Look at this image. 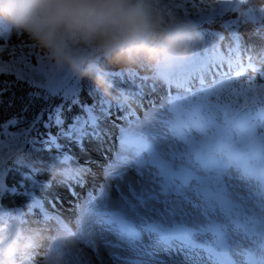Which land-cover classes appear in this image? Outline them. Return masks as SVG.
I'll return each mask as SVG.
<instances>
[{
    "label": "snow or ice",
    "instance_id": "6c2138e0",
    "mask_svg": "<svg viewBox=\"0 0 264 264\" xmlns=\"http://www.w3.org/2000/svg\"><path fill=\"white\" fill-rule=\"evenodd\" d=\"M173 5L202 29L204 41L188 61L166 75L164 83L169 91L159 109L154 101H149L153 109L145 114L144 120L135 111L115 106L123 113L116 119L124 121L126 126L113 122L119 129L120 148L108 175L123 182L128 194L121 190L120 184L118 201H112L103 187L97 196L89 193L75 221L76 235L95 248L89 238L94 226L113 234L118 243L105 240V245L136 257L114 254L121 264H145L143 258H154L156 248L168 251L175 248L191 264H200L205 256L211 264H232L229 259L232 232L243 229L238 227L242 221L236 215L240 200L229 190L225 178L235 176L248 184L255 181L254 195L264 209V50L258 53V59L247 56L245 64L241 53L246 49L240 35L241 27L249 26L264 33V6H257L256 0H212L211 3L170 0V6ZM217 21L220 31L203 27ZM35 49L22 34L13 36L10 28L0 25V77L15 78L0 79V105L4 104V93L11 91L14 84L28 83L46 91L41 97L45 101L61 96L78 106L84 115L74 116L73 123L65 129L63 104L56 105L43 124L46 133L41 134L46 137L43 146L57 152L53 161L67 165L75 157L58 141L63 138L75 143L82 152L85 139L102 143L110 135L104 122L111 118L113 104L91 83L86 88L95 102H81L78 99L81 81L71 73L44 64L43 55ZM108 75L121 81L126 76L124 71H109ZM128 77L136 87L135 93H131L134 96L143 97L145 88L157 90L155 83H148L158 80L154 77L140 72ZM137 80L141 83L136 84ZM173 84L175 93L170 90ZM32 95L40 97L39 92ZM14 98L12 93L9 107ZM239 98H243V105ZM44 111L41 109L30 121L13 115L0 122V220L22 210H10L3 203L6 193H11L27 197L31 213L39 210L46 220L64 222L34 195L32 189L51 188V184L36 179L40 172L37 168L26 167L29 172L16 169L22 181L31 185L23 192L18 193L16 187L5 184L11 170L9 163H15L16 153L25 144L31 143L32 151H41L36 147L39 137L31 134L37 131ZM21 124L24 126L19 127ZM53 126L59 128L55 135L51 132ZM10 128L16 130L9 131ZM129 169L134 170V179L127 177ZM78 182L83 185L82 175ZM69 191L76 195L72 187ZM261 246L264 247V240ZM65 264H84L81 251H67ZM247 264H257L251 254ZM258 264H264V259Z\"/></svg>",
    "mask_w": 264,
    "mask_h": 264
},
{
    "label": "clouds",
    "instance_id": "9594fccd",
    "mask_svg": "<svg viewBox=\"0 0 264 264\" xmlns=\"http://www.w3.org/2000/svg\"><path fill=\"white\" fill-rule=\"evenodd\" d=\"M256 3L264 6V0ZM0 25L26 37L54 69L88 81L130 111L139 101L115 85L106 65L166 82L204 41L202 29L170 0H0ZM15 163L39 166L60 183L82 175L78 167L41 164L24 151L16 153ZM76 231V222L37 219L22 209L0 220V264H65L67 251L81 242Z\"/></svg>",
    "mask_w": 264,
    "mask_h": 264
},
{
    "label": "rangeland",
    "instance_id": "374dc122",
    "mask_svg": "<svg viewBox=\"0 0 264 264\" xmlns=\"http://www.w3.org/2000/svg\"><path fill=\"white\" fill-rule=\"evenodd\" d=\"M206 2L211 3L212 0H206ZM228 15H230V14H228ZM203 27L210 30V31L222 30L220 28V22L219 21H217L213 24H205ZM12 33H13V36H15L16 33H14V32H12ZM240 35H244L246 38L252 39L255 41H264V33H259V32L254 31L251 26L241 27ZM209 39H211V38L209 37ZM35 52L41 53L43 55V53L39 49H35ZM43 63L48 64L46 62L45 58L43 60ZM35 66H36V59H35V57H33V67H35ZM106 67L109 71H116V72L122 71V69L119 65L109 64V65H106ZM143 75H146V74H143ZM7 77H9V80L15 79L12 76H7ZM233 77L235 78V75ZM36 79H37V83H39L40 82L39 77H36ZM113 81H114L116 86H118L119 88H122L124 90H127L130 93H135V91H136V87L133 86V84L130 82L129 77L127 75L125 76L124 81H121L119 78H117ZM149 81L151 82L153 80H149ZM87 83H89V82L86 80L81 81V92L78 94V99L81 102H88L89 104H91V103H94L95 101L92 100L88 94V91L86 88ZM140 83L141 82L139 80L136 81V84H140ZM150 84H152V83H150ZM165 85H166L165 83L162 84V82L160 81V84L158 83V85H156L157 91H155V92H158V93L154 96H151V99L154 101L156 109H159V106L163 102V97H165L169 91V90H167V86H165ZM172 86L175 88L174 90H172V92L176 91L175 85L173 84ZM12 88L20 89L22 91L23 90L29 91L34 103L38 102V103L50 104L46 108L47 110L44 112L43 118L41 119L40 123L37 125V131H34L31 134L33 137H39V142L37 143L36 147L40 148L41 151H38V152L32 151L33 145L31 143L25 144L23 146V150H22L26 153H32L36 158H38V160L40 161L41 164H44V163L52 160L53 157H55V156L47 155L49 150L47 148H45L43 146V143H42L43 139H45L46 137L41 135V134H44L47 131L43 127V124L45 121H47L49 113L51 112V110L56 105L63 104V110H62V114H61L62 118H63V111H68L69 114L71 115V121L68 123V125H67V127H68L71 123H73V118H74V116H76V114L74 115V109L78 108V110H79L80 108L78 106L72 104L70 100L64 101L61 96L50 97L49 100L45 101L41 97H43L44 95L47 94L46 91L44 89L36 88L35 86H30L28 83H16L12 86ZM148 90H150V89H148ZM36 92L40 93V97H36V96L32 95L33 93H36ZM145 95H144V99H145ZM29 100H30L29 96H28V98H26L24 100L25 108L27 109L26 111H23L17 115H16L17 112H10V113L7 112L5 114H2V115H0V122L12 117L13 115L20 117L22 120L30 121L32 119V117L39 114L41 110L36 112L35 107L34 108H28V101ZM140 102H141V100H140ZM239 103L241 105L244 104L243 98H239ZM114 105L115 104H113V108L115 107ZM255 106H259V103H257ZM139 107L140 108L138 110H140L143 107V101L141 102V105ZM10 109H11V107H10ZM152 109H153V106L150 104L149 109L147 110V108H146V111L144 112L143 116H140V114L138 115L139 118L141 120H144L145 114L147 112L151 111ZM111 111H113V110H111ZM117 112L120 113L121 111L117 110ZM77 115H84V113L82 111H80L79 113H77ZM113 122H115V125L125 124L124 121L117 120V119H115L114 116H111V118L109 120H106L104 122V126L109 130L110 135L106 136L104 138V141L102 143H99L98 146L101 144H106L109 142V144L111 143L110 144L111 149L108 147H104L102 145H101L102 148L100 147L101 150H103V151L105 150V148H107L106 149L107 151H104V153H105V155L107 154L106 156L109 157V160H108L109 162L107 161L106 164L102 166V171L104 173V168L108 163L106 172L103 174L104 176H102V173L100 174V179L102 178V181H99V183L97 185V187L99 185H100V187H98V188L94 187L95 191H94L93 196L99 195V192H100L101 188L103 187L106 189L108 196L110 197V199L112 201H118L119 196H120V190H118V188H117L118 184H120L121 190H123L126 195L128 194V192H127V188L123 182L118 181L116 179H113L108 175L109 166H110L111 162H113L115 160L116 153L119 151V148H120V147L119 148L117 147V139H116L118 127H116ZM23 126H24L23 124L19 125V127H23ZM67 127H64V128L67 129ZM51 129H53V128H51ZM15 130H16V128H10L9 129V131H15ZM58 132H56V133H58ZM58 142L64 145V143L69 142V141L61 138ZM67 150L68 149L65 148V151H67ZM86 150H88V149H86ZM108 154H110V155H108ZM78 162H74V164L76 166H78V165L83 164L85 161L78 160ZM9 168L11 170L8 172V174L5 177V184L9 188L16 187L17 191L19 193V192H23L25 190V188L31 187L30 182L22 181V178H21L19 172L16 171L17 168H20L22 171L29 172L30 170L28 168L23 167L21 165L13 163V162L9 163ZM111 171H116V169H111ZM126 172H127V177L133 178V179L135 178L134 170L129 169V170H126ZM47 177H48V175L41 172V171L39 172V174L36 175V179L40 180V181L47 179ZM225 181H230L233 184V186H232L233 191H234L233 195L235 197H238L240 195L241 196H247L248 195V184H247V182H242L239 179H237L235 176H231V178L229 180H226V178H225ZM96 188H97V193H96ZM81 189H84V188H81ZM83 192L80 195L81 196V198H80L81 202L79 203L77 209H75V214L74 215L72 214L73 219L75 218L74 221H76L77 218L79 217L81 210L85 206V201L88 199L87 194H89V192L86 195H84ZM23 197L27 198L23 195H18V194L14 195L11 193H6V195L3 198V203L10 210L11 209H17V208L29 210L27 207L28 204H26V203L21 204ZM31 214H33V216H35L37 213L32 212ZM41 218H43V217H40L39 219H41ZM71 218L69 219L70 221H71ZM89 238L93 241L95 248L89 247L88 245H86L82 241L79 242L77 244V246L74 248V249H79L81 251L82 259L84 260V264H121L120 261H117L114 258V254H116V253H118L121 256H130V257L136 258L130 252L120 251V250L106 246L104 243L105 240H111V241H113V243H118V240L113 234L108 233L106 231H101V228L98 225L93 227V229L91 230V236ZM242 241L244 243H247L248 239L246 238V239H243ZM154 251L156 252V256L154 258H152V259L143 258L145 260V264H191L190 261L185 259L183 253L178 252L175 248L172 249L171 251H168V250H165L162 248H156ZM200 264H211V262L208 261L205 257H203L200 261ZM240 264H244L242 260L240 261Z\"/></svg>",
    "mask_w": 264,
    "mask_h": 264
},
{
    "label": "bare ground",
    "instance_id": "6f19581e",
    "mask_svg": "<svg viewBox=\"0 0 264 264\" xmlns=\"http://www.w3.org/2000/svg\"><path fill=\"white\" fill-rule=\"evenodd\" d=\"M148 83L149 84L155 83L157 85L158 83L160 84V81L153 80L151 82L148 81ZM135 97L139 101L138 106H136L134 110L136 112L140 108L139 106L141 105V102L144 101L145 99H144V96L143 97L135 96ZM139 99L141 100V102ZM83 143H84V148H85V151L83 152L74 143H71V142L64 143L65 148L68 149L67 151L71 155H73L75 159L72 160L67 165L61 164V163L60 164L62 166L78 167L82 171L83 179L85 178V181L83 184L87 185V187L91 186L92 188H94V187H97L99 181H102V178L100 179V174L102 173V166L105 165L106 162L109 160L108 156H104L105 155L104 151H107L106 150L107 148H105L104 151L101 150V148L102 146L110 148L111 143L109 144L108 142L106 144H101L102 146L101 145L98 146L99 144L98 142L92 141L90 139H85ZM48 150L49 151L47 155H51V156L57 155V152L55 149H48ZM78 160L85 161V162L81 165L77 164L78 166H76L74 162H78ZM50 161H53V159ZM83 169H90V171H83ZM78 179L70 183H60L58 182V180L53 179L51 176L48 175L47 179H44L41 181L51 184V188L38 187V188L32 189V191L37 199H41L45 202L46 208L50 210H56V211L59 210L58 212L49 211L50 213H53V214L58 213L57 215H59L65 222H69L70 224H72L69 219L72 217V214H74L73 209L75 208L77 198L82 191L81 189L82 187L81 185H79ZM75 185L77 188L76 190H74L76 195H72L69 191V187H73ZM29 202L30 201L28 198L23 197L21 204L23 203L29 204ZM53 204L55 205V207H53ZM40 217L41 216L39 214L35 218L39 219Z\"/></svg>",
    "mask_w": 264,
    "mask_h": 264
},
{
    "label": "trees",
    "instance_id": "16d2710c",
    "mask_svg": "<svg viewBox=\"0 0 264 264\" xmlns=\"http://www.w3.org/2000/svg\"><path fill=\"white\" fill-rule=\"evenodd\" d=\"M241 36L243 38V42H244L245 49H246V51H243L241 54H242V56L245 57L244 61L247 64V62H248L247 56H253V57H256L258 59V53H260L261 50H264V41H255V40L246 38L244 35H241ZM252 75L255 76L256 73H253ZM0 79H9V77H0ZM12 93H15V98L12 101V106L10 109V107L8 106V100L10 97H12ZM28 96L30 98V100L28 101V108H34L35 107L36 112L40 111L41 109H45V111H46L47 110L46 108L50 105L48 103H38V102L34 103L29 91H27V90L22 91L20 89L11 88V91L4 93V97H3L4 104L0 105V115L5 114L7 112H9V113L10 112H17L16 113V115H17V114H20L21 112H23L25 109L24 100L26 98H28ZM257 103H259V102L257 101ZM255 107L258 109V106H255ZM80 111H81L80 109L78 110V108H75L74 109V115L76 113H79ZM62 119H64V126H66L71 121V115L69 114L68 111H63V118ZM52 128L53 129H51V130L55 131L53 133L57 134L56 132L59 131V128L56 126H53Z\"/></svg>",
    "mask_w": 264,
    "mask_h": 264
}]
</instances>
